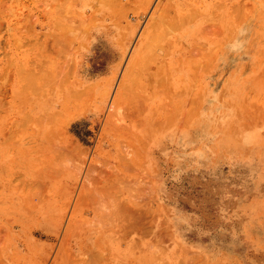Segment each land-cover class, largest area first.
Returning <instances> with one entry per match:
<instances>
[{"label": "rangeland", "instance_id": "rangeland-1", "mask_svg": "<svg viewBox=\"0 0 264 264\" xmlns=\"http://www.w3.org/2000/svg\"><path fill=\"white\" fill-rule=\"evenodd\" d=\"M0 264H264V0H0Z\"/></svg>", "mask_w": 264, "mask_h": 264}]
</instances>
